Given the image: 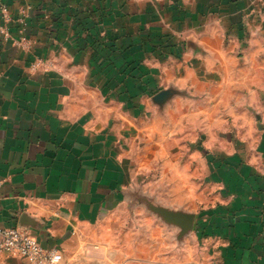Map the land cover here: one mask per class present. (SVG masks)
Instances as JSON below:
<instances>
[{
	"label": "crops",
	"instance_id": "crops-1",
	"mask_svg": "<svg viewBox=\"0 0 264 264\" xmlns=\"http://www.w3.org/2000/svg\"><path fill=\"white\" fill-rule=\"evenodd\" d=\"M169 40L179 71L214 40L262 54L264 0H0V226L70 260L118 213L140 112L130 69L162 86L173 73L147 55ZM257 117L255 136L223 163L222 188L239 190H225L224 223L204 242L219 264H264V108Z\"/></svg>",
	"mask_w": 264,
	"mask_h": 264
},
{
	"label": "rangeland",
	"instance_id": "rangeland-1",
	"mask_svg": "<svg viewBox=\"0 0 264 264\" xmlns=\"http://www.w3.org/2000/svg\"><path fill=\"white\" fill-rule=\"evenodd\" d=\"M225 41L203 47L180 71L170 40L163 45L168 51L148 53L147 59L173 73L163 75L162 86L140 66L131 71L135 84L126 89L140 112L126 136L132 173L126 201L88 233L81 253L70 260L63 256L62 263L219 264L204 242L214 236V225L224 223L225 190H239L233 182L222 188L220 180L231 172L223 164L231 157L225 156L255 136L264 108V53ZM142 76L145 81L137 84ZM163 91L167 98L156 97ZM175 215L185 217L187 230L180 237Z\"/></svg>",
	"mask_w": 264,
	"mask_h": 264
},
{
	"label": "built area",
	"instance_id": "built-area-1",
	"mask_svg": "<svg viewBox=\"0 0 264 264\" xmlns=\"http://www.w3.org/2000/svg\"><path fill=\"white\" fill-rule=\"evenodd\" d=\"M7 15L5 7H1ZM6 36L7 33H5ZM2 182L0 181V188ZM0 255L27 259L29 264H63V255L56 249L43 248L26 230L0 226Z\"/></svg>",
	"mask_w": 264,
	"mask_h": 264
},
{
	"label": "water",
	"instance_id": "water-1",
	"mask_svg": "<svg viewBox=\"0 0 264 264\" xmlns=\"http://www.w3.org/2000/svg\"><path fill=\"white\" fill-rule=\"evenodd\" d=\"M169 96L168 91H163L161 93H159L156 97H163V98H167ZM185 221V217L183 215H175L173 217V225H180L182 227V235L185 234V230H187L184 227L183 222Z\"/></svg>",
	"mask_w": 264,
	"mask_h": 264
},
{
	"label": "trees",
	"instance_id": "trees-1",
	"mask_svg": "<svg viewBox=\"0 0 264 264\" xmlns=\"http://www.w3.org/2000/svg\"><path fill=\"white\" fill-rule=\"evenodd\" d=\"M134 70H135L134 68H131V69H130V72H131V71H134Z\"/></svg>",
	"mask_w": 264,
	"mask_h": 264
}]
</instances>
